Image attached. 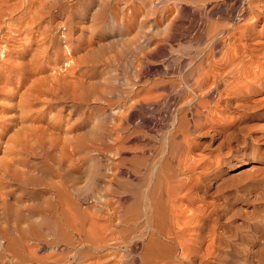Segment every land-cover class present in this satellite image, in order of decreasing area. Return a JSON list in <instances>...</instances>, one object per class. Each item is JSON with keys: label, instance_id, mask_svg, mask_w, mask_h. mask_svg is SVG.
I'll return each instance as SVG.
<instances>
[{"label": "rangeland", "instance_id": "374dc122", "mask_svg": "<svg viewBox=\"0 0 264 264\" xmlns=\"http://www.w3.org/2000/svg\"><path fill=\"white\" fill-rule=\"evenodd\" d=\"M31 1L32 5L29 4L30 0L29 2L28 0H8L4 2L7 5H5L6 7L3 5L2 9H7L9 5L10 7L7 10H0V63L3 61L5 63L2 64L6 65V68L0 71V161L4 162L8 159L11 146L16 145V148L19 149V151H15L18 159L15 168L19 172V176L17 178L6 177L4 180V185H6L5 201L0 200V264H55L56 262V264H62L61 262L64 259L63 264H83L82 262L84 264H118L116 259L121 250L111 245L110 250L107 248L96 251L93 249L91 241L94 237L97 238V233L95 232L92 236L89 222L98 220L102 223L100 220H103V223H105L106 220L104 219H96V215L98 212L101 215L105 214L106 210L109 209L103 204L104 197L100 186L103 181L102 175L106 172L111 176L112 170L116 169L115 165L120 160L123 161L120 162L121 167L124 170L129 169L130 161L134 156L132 148L136 143L133 140L134 129L135 131H143L147 135H157L166 126L165 121L167 119L164 121V116L173 109V106H171L173 96L176 100L178 94H183L187 99L191 95V92L186 89L181 93L164 94V103L161 104L163 98L161 96L160 100L151 102L154 104H150V107L148 105V107L137 108L136 110V106H133L132 103L134 96L132 93L137 89L136 87H140L134 85L136 79L133 75L136 66L142 67L139 72L144 69L141 71V81L163 80L167 82V80H170L181 84L186 80H190L192 71L191 66H189V59L194 60L196 58L195 63L198 60L200 61L201 54L207 51V46L209 47V38L207 37V40L205 33L209 32L211 25L214 23L218 24L219 27H221L220 25L227 26L228 22V25H230V22L240 25L243 20L238 18V14L243 0L240 2L236 0L238 1L236 5L238 9L236 8L233 11L232 19L227 18L228 16L226 18L218 16L220 15L218 12L211 11L210 14V10L213 6H219L221 10L223 9V12L230 13L231 7L229 6V10L226 7L228 8V5L235 2V0H207V2L206 0H185L183 1L185 3L181 5V10L179 9L181 12L177 11L176 13L175 11L171 16L165 14L167 4H164V0ZM200 3L204 10H202ZM186 4L189 6H186ZM9 8L12 10L9 11ZM185 8L188 10H185ZM194 9L198 12H195ZM194 13L196 18L192 16ZM213 28L210 30L209 35L213 33ZM25 29L31 31V33ZM25 31L28 32V35H25ZM235 33V38L228 34L223 35L224 39H222L225 40V45L231 41L232 44L238 43L242 44L241 46L246 43L244 40L240 43V33L237 32L236 35ZM169 34L173 37H170ZM209 35L207 34V36ZM26 36L29 38H25ZM34 38L37 42L32 40ZM24 40H29L30 44L27 42V46H24L26 43ZM33 41L34 43H32ZM36 43L40 44L41 52H39L40 48ZM33 46L38 50L33 52ZM7 47L12 49L6 51ZM27 47H30V49L23 52L22 50L27 49ZM200 47H204L203 50ZM263 50L261 48L260 53H254L257 57L254 56L253 61L258 59V62L254 61L253 65L256 66L260 62L264 65ZM195 51H197L196 55H191ZM31 52L35 54V57L31 58L33 63L27 58V56L31 57V54H29ZM1 53L6 56L1 55ZM36 53L38 54L36 55ZM218 56L221 55L218 54L216 59L220 58ZM24 57L30 62L29 68L34 66L27 72L30 78L26 74L20 73L19 66H17V62L26 61ZM6 58L9 59V62L6 61ZM246 58L244 56V60ZM10 61H15L17 65H13ZM26 62L21 63L25 65ZM51 73L59 74V76L54 74L53 76H56V81H60V84V75L66 78L62 77V81L65 79L63 82L68 83L66 80L70 78L75 80L72 82L70 80L71 84L64 83L63 86L56 82L58 83L56 90L53 87L56 83L52 81V78L55 77L51 76ZM63 73L66 75H63ZM33 74L36 78L37 76L42 78L49 74L50 76L47 77H51L49 83L54 84L52 87L55 92H49L52 91L49 90L52 87L48 83V87H43L46 83L41 85L43 89L39 86V83L38 85H36L37 82L33 84V81H36ZM194 74L196 72H193ZM188 75L189 78H187ZM74 76H77L78 81L80 77L81 81L76 83L77 79ZM248 79L250 80V78ZM33 87L35 88L33 89ZM36 88L42 90L48 88V91H43L44 94H38ZM31 89L33 90L30 95ZM159 89H154V91L157 90L156 93L158 94L161 91ZM209 99L213 102L211 100L213 98L207 100ZM156 101L160 104H155ZM165 103H168V105ZM133 114L134 117H132ZM121 118L127 119L124 128L126 130L119 129L117 131V124ZM129 118H131L130 121ZM135 120H142L143 125L136 128L134 126ZM154 120L155 122H153ZM147 121H150L151 125H156L157 130L151 128L152 126L145 127ZM120 131H122V134ZM116 133L122 139L118 138ZM120 143V148L126 147L125 150L122 148L120 151L119 148H116L118 150L113 148L120 145ZM257 147L263 149L264 144L259 143ZM209 149L206 154L211 152L210 155L216 154L217 148L212 147ZM115 151L119 153L117 154ZM11 155H14V151ZM126 175L120 177L129 181L130 177ZM121 178L110 179L111 182L107 185L111 186L108 189L113 187L106 192H116L113 191L116 183H118L115 180L120 179L119 183L127 184V181H123ZM109 193L108 197L114 202L116 193L114 196ZM126 193V196H129L130 191ZM128 196L129 201L130 197L128 198ZM63 200H65V208L68 207L69 212H75L74 214L71 212L72 216L75 217L74 222L81 223L82 221L84 224L79 225L77 223L78 226L75 223L76 228L67 230L65 235H60L57 232L55 235L51 234L50 237H42L44 239L39 238L35 239L36 241H29L32 250L28 248V245L27 247L20 245L16 239L14 240L13 236L15 238L17 236L16 227L23 228L27 233H33L32 230L38 229V232L36 230L35 232L39 233L41 226L38 220L41 219V216H32L33 211L37 212L38 209H45L48 202H52L56 207H59V203ZM109 207L112 209L111 205ZM48 212L46 211V214H50ZM78 212L84 213V219L79 220L80 222L76 217ZM19 216L22 222H20ZM37 216L40 218H37ZM86 216L90 218L86 220ZM85 220L86 222H83ZM30 223L32 227L29 226ZM112 226L116 230L113 222L109 229L113 230ZM68 232L71 235H68ZM8 233L10 234L8 235ZM43 233H46V231ZM77 233H80L78 235H81V239H77L79 237ZM9 236H12L13 239ZM65 237L71 241L67 240L71 244L66 242ZM88 237L93 239L90 238L89 241H86V239H89ZM73 238L74 241H72ZM49 241L51 244L48 245ZM21 248L26 249L22 251ZM89 248H92V251ZM60 250L61 252H59ZM123 250L121 253L124 252ZM125 255L126 263H129L128 259L130 260L132 256L126 248ZM18 256H20L19 259ZM56 258H60V260L57 261Z\"/></svg>", "mask_w": 264, "mask_h": 264}, {"label": "bare ground", "instance_id": "6f19581e", "mask_svg": "<svg viewBox=\"0 0 264 264\" xmlns=\"http://www.w3.org/2000/svg\"><path fill=\"white\" fill-rule=\"evenodd\" d=\"M7 1L0 0V10H7L8 7H10L9 5L7 9H2V7L7 5V3L4 4V2ZM183 1L185 0H164V4H167V6L165 5V14L171 16L175 11L176 13L177 11L181 12V5L185 3H183ZM240 1L241 0H239V2ZM31 2L30 0L29 4H31ZM241 3L239 14H237L238 18L243 20L242 23L239 25L230 22V25H228L229 22L227 20V26L219 24L221 27L214 23L210 27V30L214 27L213 33L210 34L211 37L209 35V29V32L205 33L206 36L204 34L206 38H209V47L207 46V51L201 54L202 57L199 58L200 61L197 59L198 61L195 63V57L194 60L192 59L194 62L188 58L190 61L189 66H191L192 71L191 78H189V75L187 76L190 80L186 81L189 82L185 81L181 83L183 84L181 85L170 80H167V82L163 80L141 81V71L144 69L139 72V69H142V67H139V65L136 66L133 75L134 79H136L134 85L140 87H136L137 89L132 93L134 96L133 98L131 97L133 99V106H136V110L137 108L142 109L146 106L148 107V105L150 107V104H154L151 102L160 100L161 96L163 97L161 104L162 102L164 103V94H171L172 92L181 93L186 89L191 92V95L190 98L187 99L183 94H178L176 100L173 96V100L171 101L173 109L164 116V121L167 119V121H165L166 126L164 125V130L161 128L163 131H159L157 135H147L143 131H135L134 129L135 135L133 140H135L136 143L132 148L134 150V156H132V160L130 161L131 164L129 163V169L124 170L120 165V162L123 161L120 160L119 163L115 165L116 169L114 167L115 170H112L111 176L105 171L103 175L101 174L103 176L102 185L100 184L101 192L104 197L103 204L109 208V211L106 210V213L102 215L98 212L96 215V219H104L106 220V222L104 221L105 223H103V220H100L102 223L98 220H91L89 222L92 236L95 232L97 233L96 239L95 237L94 239L92 237L90 238L93 239L91 241L93 249L96 251L107 248L110 250L109 247L111 245H114L121 251L124 249V252L121 253L120 251L117 256L116 260L118 264H264V147L263 149L257 147L259 143L264 144V65H262L261 62L257 63L256 66L253 65L254 61L256 62L258 60L256 58L257 60L254 59L253 61L254 56H256L254 53H260V49H264V0H243ZM237 4L238 1L235 0V2L228 5V8L226 7L228 10L229 6L231 7L230 9L232 10L230 13H225L222 11L223 9L221 10V7L212 5L213 7L210 10V14L211 11L218 12L220 14L218 16H224L225 18L228 16L227 18L232 19L233 11L236 10V8L238 9L236 6ZM187 5L188 4H186V6ZM186 6L184 5V7ZM201 7L199 6V8ZM11 8H9V11ZM187 8H185V10ZM202 10H204L203 7ZM192 16L195 17V13ZM223 22L225 23V21ZM25 30L28 31V29ZM235 31L240 33V43L242 40L246 43L241 46L242 44H232L231 41L225 45V40H223V37L226 36L225 34L235 38ZM28 32L31 33V31ZM28 32L26 33L25 31V35H28ZM207 34L209 36H207ZM170 37L173 36L171 35ZM25 38L29 37L26 36ZM167 39L170 40L171 38ZM29 40H24L26 41L24 46H27V42L30 44ZM32 40L36 41V38ZM34 41L32 43H34ZM220 41L224 42L221 43ZM248 42L250 43L248 44ZM36 45L39 46L40 44L36 43ZM35 46H33V52L38 50L35 49L38 46ZM204 47H200L201 50H203L202 48ZM38 48H40V46ZM9 49L11 50L12 48ZM9 49L7 47L5 50L8 51ZM29 49L30 47H27V49L22 51L26 52ZM40 50L41 48L39 52H41ZM196 52L197 51H195V53H190L191 55H196ZM38 53H36V55ZM29 54H31V57L27 56L29 60L35 57V54L32 52ZM218 54L221 56H218L220 58L216 59ZM262 54L264 56V50ZM1 55L4 54L1 53ZM244 56L245 58L247 57L246 60H244ZM24 58L22 59L24 60ZM27 58H25L26 61ZM38 58L40 59L41 57ZM8 60L9 59L6 61ZM32 60L30 62H32ZM26 61L24 60L21 62L24 63ZM28 61L26 62L28 63L27 67L25 66L26 63L24 65L21 62H17V65L15 61H13L14 63L10 62L13 65L16 64L19 66L20 73L27 75L29 69L34 67L31 66L29 68L30 62ZM2 63L3 61L0 63V71L6 68V65H3L5 62ZM252 65L255 67L253 68ZM193 72H196V74L193 75ZM49 74H47V76ZM51 74V76H53V74L56 75L55 73ZM63 75L66 74L63 73ZM47 76L45 75L42 78L38 76L36 78V76H34L36 81H33V84L37 82L36 85L39 83L41 88V85H44V83L46 84L43 87L47 86V83L50 86L51 83L49 82H51V80L49 79H51V77ZM56 76H59V74ZM56 76H53L55 78H52V81H55L53 83L59 82L60 84V81H56ZM60 77V85L63 86L64 83L67 85L70 83L69 81L71 78L66 80L68 82L66 83L63 82L66 79L65 76L60 75ZM62 77L65 78L63 81ZM59 78L57 79L59 80ZM75 78L77 79L76 83L81 81L80 77L79 81L77 76ZM248 78H250V80ZM74 80L75 79L71 80V82ZM53 83L52 85H54ZM57 84L58 83L53 86L55 89ZM53 87L52 89L49 88V90H52L49 92H55ZM34 88L35 87H33V89ZM158 88H160L161 91L157 94V90L154 91V89ZM33 89H31L30 95ZM42 89L39 88L36 92H38V94H44V92L48 91V88L46 90ZM208 98H213L211 99L213 102L210 101V99L207 100ZM157 103L158 101H156L155 104ZM165 104L168 105V103ZM132 117H134V114ZM123 118L118 121L117 131L125 128L127 119ZM130 119L131 118H129V121ZM142 120H135L134 126L139 128L143 125ZM149 120L151 121V119ZM155 120L153 122H155ZM150 121H147L144 126H152L151 128L155 130L156 125H151ZM24 132L26 131L24 130ZM120 132L122 134V131ZM117 135L118 138L122 139L119 134ZM120 147L121 143L113 148L115 150H118L116 148L122 150L123 147ZM212 147L217 148L216 154L210 155L212 152L206 154V151ZM125 148L126 147L123 149L125 150ZM16 150L19 151L16 145L11 146L8 159L4 162L0 161L1 201H5L4 195L6 185H4V180L6 177L12 176L13 178H17L19 176V172L15 168V163L18 161L15 155ZM13 151L14 155H11ZM125 174H127L126 176L130 177L131 180H123L121 177H124ZM113 178H121L123 181H127V184H125L119 183L120 179L115 180L116 182L118 181L115 186L116 188L114 187L113 190L116 191V195L111 192V196L115 195L114 202L108 197L109 192H106L112 189L113 186L108 189L111 185L107 184L111 182L110 179L113 180ZM129 188L131 190H129V196L127 195L128 198L130 197L128 201L126 196L128 193L126 192H129L127 190ZM60 200L62 199L60 198ZM59 205V207H56L52 202H48L45 209H38L37 212L33 211L32 216H41V219L38 220L41 226L39 233H37L38 229H35L37 232L32 230L31 232L33 233H27L23 228L16 227V238L11 232L14 240L16 239L17 243H20V245L22 244L26 247L28 245L30 249L31 246H29V241H36L46 236L50 237L51 234L55 235L57 232H59L60 235H65L67 234V230L74 229L78 224L80 225L82 223V221L81 223L77 222L78 224L74 222L75 217H73L71 213L73 211L69 212V208H65V200L61 201ZM110 205L112 209H110ZM46 211H49L50 214H46ZM74 213L75 212H73V214ZM76 217L78 221L81 219L83 220L84 213L78 212ZM37 218L40 217L37 216ZM88 218L90 217L85 219L88 220ZM19 220L22 222L20 216ZM86 220L83 222H86ZM112 222L116 230L113 229V226V230L109 229ZM75 223L77 224L76 226ZM17 226L19 225L17 224ZM29 226L32 227L31 223ZM41 230H45L46 233H43L45 231L42 232ZM9 234L10 233H8V235ZM78 234L80 233H77V235ZM68 235L71 234L68 232ZM79 237L77 239H81V237ZM90 238L86 239V241H89ZM67 240L69 239H66L68 243L70 240ZM72 241H74V238ZM70 242L69 244H71ZM12 243H14V241H12ZM49 244H51L50 241L48 245ZM125 248L132 256V258L129 256L130 260L127 258L129 263H126L127 254L125 255ZM25 249H22V251ZM27 252L29 253V251ZM59 252H61V250ZM30 253L32 252L30 251ZM19 257L20 256H18V259ZM84 257L85 255L83 258ZM61 259L63 260L64 258ZM58 260H60V258L57 259V261ZM64 261L60 262L63 264ZM82 263L84 264V262Z\"/></svg>", "mask_w": 264, "mask_h": 264}]
</instances>
